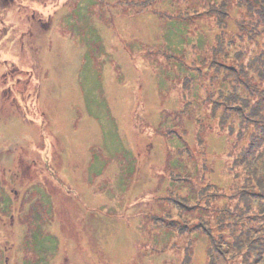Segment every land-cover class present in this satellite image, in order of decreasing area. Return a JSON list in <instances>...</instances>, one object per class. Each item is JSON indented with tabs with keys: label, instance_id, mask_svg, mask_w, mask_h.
Segmentation results:
<instances>
[{
	"label": "rangeland",
	"instance_id": "374dc122",
	"mask_svg": "<svg viewBox=\"0 0 264 264\" xmlns=\"http://www.w3.org/2000/svg\"><path fill=\"white\" fill-rule=\"evenodd\" d=\"M262 78L264 0H0V264L263 251Z\"/></svg>",
	"mask_w": 264,
	"mask_h": 264
},
{
	"label": "trees",
	"instance_id": "16d2710c",
	"mask_svg": "<svg viewBox=\"0 0 264 264\" xmlns=\"http://www.w3.org/2000/svg\"><path fill=\"white\" fill-rule=\"evenodd\" d=\"M217 22H218V24L220 25V22H221V18H217ZM242 24H247V22L246 21H244V20H242ZM1 25H3V24H1ZM230 55V54H229ZM230 57H231V55H230ZM231 59H235V60H238L237 58H235L234 56H233V58L231 57ZM225 66V69H227L226 68V66H228V65H226L225 63H224V65L223 66H221V67H224ZM235 68H238V65H236V67ZM238 72L240 73V75H237L236 77L237 78H241L242 76H246V72L245 71H240V70H238ZM218 74H220V75H222V72H219ZM232 76V73L231 72H229V74H227V75H223L222 77L223 78H226V77H231ZM243 78V77H242ZM213 79H215V76H214V74H213ZM243 80H244V78H243ZM262 80V83H261V86L260 87H262L261 88V94H264V78H262L261 79ZM245 84H246V82H245ZM233 85V84H232ZM236 87L235 88H237V90L236 91H238V94H239V92H241L242 94H244L245 95V100H244V102L245 103H247V99L248 98H250L251 97V95H252V93H251V91H250V89H249V87L247 86V84H246V87L248 88H246L245 87V91L243 90L242 91V89H243V83H236ZM233 88H234V86H232ZM223 94V92H222V90L219 92V95L221 96ZM249 96V97H248ZM253 96V95H252ZM254 97V96H253ZM218 99H221L220 97L218 98ZM234 99H235V101H234V103L237 101V100H241L239 97H234ZM230 100V99H229ZM257 102H260V100L258 99L257 100ZM244 103V104H245ZM232 103H231V101H230V104L228 105L230 108H232L230 105H231ZM244 104H241V105H233L234 106V108L235 109H238V110H243V109H245V110H248V107L247 108H245L244 107ZM228 108V107H227ZM242 108V109H241ZM226 113H224L223 112V114H221L220 115V117H219V128H220V130L222 131L224 128H227L228 129V135H230V131H233L232 130V127H228V125H227V116L225 115ZM239 120V119H238ZM251 123L254 125V128L256 129V130H260L261 131V133H260V135H264V129H261L262 128V125L260 124V121L259 120H257V119H252V121H251ZM221 133V132H220ZM260 152V149L258 148V147H256V150H255V152H254V154H258ZM213 187H214V185H212ZM181 198H184V197H181ZM218 198H221V200L222 201H224L223 203H222V205L223 206H225V207H239V202L237 203L236 201H235V198L236 197H234V196H230L229 197V202H227L226 200H225V198H223V197H218ZM224 199V200H223ZM184 200V199H183ZM200 202L201 201H206L205 200V196L203 197V196H201L200 197ZM208 201V200H207ZM240 201V200H239ZM192 208V210H196V211H199L200 209H198V207L196 208V207H191ZM223 211H225V210H218L217 209V212H216V214L217 213H219V212H223ZM201 213H199L198 215H200ZM219 215V214H218ZM202 216V217H201ZM201 216H196L199 220H200V222H201V220H202V218H203V214H201ZM196 218V219H197ZM207 222V221H206ZM208 223L210 224V229L208 228H206V226L204 227V228H202V226L199 224L197 227H195L194 228V230H202V232L206 235V237H207V241L206 242H208V251L209 252H207V254H208V256H207V258L208 257H210V259H211V261H210V264H216L218 261H219V259H221V260H225V261H227V260H233V262H235V264H250V263H247V261H249V262H251L252 264H255L256 262H258V260H260V259H264V250L262 251H260V249L259 248H255L254 250H250V251H246V252H244L243 251V253H242V260H241V257L239 256V253H240V250H241V248H240V242H241V240H239L238 241V243H236V244H234V247H230V245H232L230 242V244L229 243H227L226 244V247H228V249L227 250H224V247H220L219 245H218V241H217V239H215V236H214V232L212 231V229H211V223L208 221ZM226 228V227H225ZM183 229V228H182ZM227 231H228V234H227V236L229 237L233 232L232 231H230V230H228V229H226ZM191 231L190 230H188V231H186L185 232V230H182V233H183V235L184 236H187L188 234H190V235H194L195 234V232H193V233H190ZM164 233V232H163ZM188 233V234H187ZM190 235H188V243H189V245L191 246L190 248H192V241L190 240ZM225 234L223 233V238H225ZM170 237H171V239L172 240H176V238H175V236L173 235V233H171L170 234ZM160 241H164L165 242V245L167 246V242H166V240H165V238H161L160 239ZM156 243H158V242H156ZM254 244V243H253ZM181 247H183L184 248V246H183V244H181ZM216 247H218V248H216ZM256 247H258V246H256ZM183 248H181L182 250H183ZM232 249H234V251H236V252H234L233 254H232V252L230 251V250H232ZM258 249V250H257ZM257 250V251H256ZM187 251H189V250H187ZM191 251V250H190ZM188 257H187V260L186 261H183L181 264H187L188 262V259H191V257H190V254H189V252H188ZM227 255H230V257H227ZM262 256V257H261ZM192 260V259H191ZM189 264H190V262H189Z\"/></svg>",
	"mask_w": 264,
	"mask_h": 264
}]
</instances>
